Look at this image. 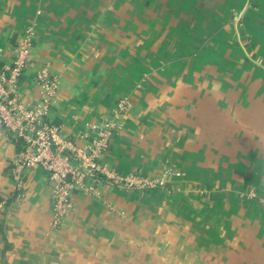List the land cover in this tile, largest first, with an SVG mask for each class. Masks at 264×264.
Masks as SVG:
<instances>
[{
	"label": "crops",
	"instance_id": "crops-1",
	"mask_svg": "<svg viewBox=\"0 0 264 264\" xmlns=\"http://www.w3.org/2000/svg\"><path fill=\"white\" fill-rule=\"evenodd\" d=\"M31 60L13 87H59L48 120L82 146L87 123L129 107L101 161L163 188L71 192L50 225L53 182L18 173L0 126V264H264V0H0V65L25 26ZM72 161V160H70Z\"/></svg>",
	"mask_w": 264,
	"mask_h": 264
},
{
	"label": "built area",
	"instance_id": "built-area-1",
	"mask_svg": "<svg viewBox=\"0 0 264 264\" xmlns=\"http://www.w3.org/2000/svg\"><path fill=\"white\" fill-rule=\"evenodd\" d=\"M32 36V25L25 26L10 63L0 65V126L23 141L13 159L15 185H19L18 173L26 167H39L46 173L53 182L50 218L53 227L61 224L65 212L70 209L73 190L97 195L100 183L120 190L163 188L168 169L153 177L138 172L122 174L101 161L112 134L120 127V117L129 107L126 97H119L110 115L102 121L86 124V132L82 134L85 144L82 146L62 139L58 126L48 120L59 80L46 65L34 73L39 88L36 100L28 105L17 102L13 87L31 60ZM249 195L255 197L252 192ZM257 201L264 208V197L257 198Z\"/></svg>",
	"mask_w": 264,
	"mask_h": 264
},
{
	"label": "trees",
	"instance_id": "trees-1",
	"mask_svg": "<svg viewBox=\"0 0 264 264\" xmlns=\"http://www.w3.org/2000/svg\"><path fill=\"white\" fill-rule=\"evenodd\" d=\"M10 135L13 137V139L15 140L16 144L18 145V148H17V152L22 148V145H23V141L21 138L15 136V135H12L10 133Z\"/></svg>",
	"mask_w": 264,
	"mask_h": 264
},
{
	"label": "rangeland",
	"instance_id": "rangeland-1",
	"mask_svg": "<svg viewBox=\"0 0 264 264\" xmlns=\"http://www.w3.org/2000/svg\"><path fill=\"white\" fill-rule=\"evenodd\" d=\"M250 192H252V191H250ZM252 193H254V192H252ZM249 195V194H248ZM254 196L255 197H257L258 198V200H259V198H263L264 197V195H258L257 196V194H256V192L254 193ZM258 203V202H257ZM259 204V203H258ZM261 208H263L262 206H261ZM264 209V208H263Z\"/></svg>",
	"mask_w": 264,
	"mask_h": 264
},
{
	"label": "water",
	"instance_id": "water-1",
	"mask_svg": "<svg viewBox=\"0 0 264 264\" xmlns=\"http://www.w3.org/2000/svg\"><path fill=\"white\" fill-rule=\"evenodd\" d=\"M2 128H4V127L2 126Z\"/></svg>",
	"mask_w": 264,
	"mask_h": 264
}]
</instances>
